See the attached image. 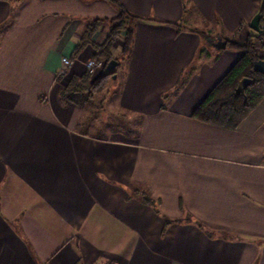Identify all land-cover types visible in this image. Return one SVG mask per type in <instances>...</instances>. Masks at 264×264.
<instances>
[{"label": "crops", "instance_id": "1", "mask_svg": "<svg viewBox=\"0 0 264 264\" xmlns=\"http://www.w3.org/2000/svg\"><path fill=\"white\" fill-rule=\"evenodd\" d=\"M119 1L167 22H137L105 123L61 100L95 45L63 58L119 10L0 0V264H264V97L236 129L191 116L243 54L211 42L254 34L263 0Z\"/></svg>", "mask_w": 264, "mask_h": 264}, {"label": "trees", "instance_id": "2", "mask_svg": "<svg viewBox=\"0 0 264 264\" xmlns=\"http://www.w3.org/2000/svg\"><path fill=\"white\" fill-rule=\"evenodd\" d=\"M105 1L114 5L119 10V14L113 18L90 19L71 54V58L76 59L88 44H94L97 49L94 58L104 61V69L97 76H93L90 72H85L81 77L72 76L69 84L61 91V100L65 104H81L83 102L79 98L86 97L87 100L103 90L106 82L117 73V67L121 64L120 60L125 61L131 55L136 24L139 20L167 22L134 14L119 0ZM259 13L262 15L261 21L263 22L264 0ZM105 22L110 25V32L101 44H96L93 37ZM171 23L180 29L179 22ZM261 28V32L249 35L241 43L228 41L229 48L239 50L243 54L195 108L191 114L194 119L227 129H236L261 102L264 97V74L254 69V62L262 58L256 47V37L264 32V26ZM192 30L206 36L202 30ZM121 35L123 36V48L121 57L117 58L113 55L112 49L116 38ZM210 50L212 51L213 48L210 47ZM114 60L118 62L116 68L107 72L109 63ZM244 78L250 79L247 85H243Z\"/></svg>", "mask_w": 264, "mask_h": 264}, {"label": "rangeland", "instance_id": "3", "mask_svg": "<svg viewBox=\"0 0 264 264\" xmlns=\"http://www.w3.org/2000/svg\"><path fill=\"white\" fill-rule=\"evenodd\" d=\"M114 55H117L118 56L117 58H120L121 52L116 50ZM97 61L100 62L101 69H104V65H105L104 61L103 60H97ZM120 62H121V64L117 67V69H118L117 71H119L120 76H122V74H123L122 67H123L124 61L121 59ZM119 88L120 87H119L117 81L114 80L112 77L109 79V81L106 82V85L104 86L103 90L101 92L95 94L94 98H90V99L86 100V97H81L79 99L84 104H87V107H89L88 111H91V113H92V110H94L93 111L94 113H96V111H98L97 114L101 115V118L104 119L103 121H105V123H109L111 117H109L108 113L106 112L104 104H102V107H100L101 106L100 103H103V101L106 98L113 99L112 97L117 93ZM106 103H108V102H106ZM106 106H107L106 109L108 111L113 110L111 108L112 105L109 108H108V105H106Z\"/></svg>", "mask_w": 264, "mask_h": 264}, {"label": "water", "instance_id": "4", "mask_svg": "<svg viewBox=\"0 0 264 264\" xmlns=\"http://www.w3.org/2000/svg\"><path fill=\"white\" fill-rule=\"evenodd\" d=\"M261 20H262V15L258 12L251 20L250 22V27L255 30L256 32H261ZM228 42L219 37L215 41L211 42V45L216 49V51H220L221 49H225L227 47ZM118 62L117 61H111L108 65V70L107 72L114 70L117 66ZM254 69L257 72H261L264 74V58H261L257 61L254 62ZM113 78H116V74L113 75ZM249 78H244L243 79V85H247L249 82Z\"/></svg>", "mask_w": 264, "mask_h": 264}, {"label": "built area", "instance_id": "5", "mask_svg": "<svg viewBox=\"0 0 264 264\" xmlns=\"http://www.w3.org/2000/svg\"><path fill=\"white\" fill-rule=\"evenodd\" d=\"M257 51H258V49H257ZM261 51L264 52V48H262ZM259 56H260V54H259ZM262 58H264V57H262ZM74 61H75V59H71L69 57L63 58V62H64L65 67L71 66ZM86 67L89 69L90 73L94 74L96 72V70L100 67V62L94 58L88 59L86 61ZM64 71H65V69L62 70V72H64Z\"/></svg>", "mask_w": 264, "mask_h": 264}]
</instances>
